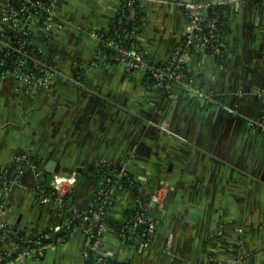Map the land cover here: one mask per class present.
<instances>
[{"label": "crops", "instance_id": "obj_1", "mask_svg": "<svg viewBox=\"0 0 264 264\" xmlns=\"http://www.w3.org/2000/svg\"><path fill=\"white\" fill-rule=\"evenodd\" d=\"M62 1L72 23L57 20L48 37L36 35L61 73L48 86L0 75V169L11 172L0 188L3 222L25 235L71 225L72 211L40 202L35 189L53 174L76 172L71 199L85 207L102 169L124 163L131 181L113 194L97 252L123 264H213L233 261L243 247L240 264H264V3H228L221 52L194 48L185 57L187 83L163 91L143 70L93 64L101 50L93 33L112 29L122 0ZM144 4L135 39L152 62H166L190 10L181 0ZM19 154L37 163L38 174L19 166ZM161 183L158 204L151 197ZM139 196L157 221L150 246L119 229ZM80 226L43 257L7 264H90L96 251Z\"/></svg>", "mask_w": 264, "mask_h": 264}, {"label": "built area", "instance_id": "obj_2", "mask_svg": "<svg viewBox=\"0 0 264 264\" xmlns=\"http://www.w3.org/2000/svg\"><path fill=\"white\" fill-rule=\"evenodd\" d=\"M136 1L126 0L127 21L133 20L136 16L133 6ZM233 1L239 0H181V3L190 10L188 29L175 46L170 59L162 63L152 62L133 35H122L118 28L111 30L113 38H105L102 32H94L93 35L101 42V50L93 64L109 62L120 64L128 71L143 70L149 85L163 91L175 85L186 84L185 57L194 48L214 53H220L222 49L217 41L219 12L213 10L209 14V9ZM258 1L264 3V0ZM62 2V0H0V75L48 86L51 79L61 73L56 58L37 41L36 35L42 33L44 38L48 37L51 24L57 20L72 23L62 15ZM202 21H205L206 30L204 35L200 36L197 30L201 28ZM83 72L82 69L77 74L78 80L82 78ZM17 161L21 168L30 167L38 174L37 163L28 154H19ZM10 180V170L1 168L0 188L7 187ZM77 181L76 172L53 174L50 184L38 186L35 194L44 204L71 210L75 215L74 220L77 218L80 220L79 224H58L51 230L25 235L18 228L3 222L4 210L0 206V264H7L20 257H43L48 250L62 242L69 232L79 229L82 222L86 223L87 246L96 251L93 259L90 258V264H123L97 251L100 250L103 234L109 227L106 212L113 194L117 187L131 181L126 165L124 163L114 165L108 172L103 173L102 183L95 191L93 202L85 207H75L71 199V192ZM166 187V184L161 183L151 197L152 201L160 204L162 202L160 190ZM93 224L96 233L91 230ZM156 227L157 221L148 211V201L139 196L133 216L119 229L131 243L150 246ZM245 256L246 249L241 247L233 261L213 264H240Z\"/></svg>", "mask_w": 264, "mask_h": 264}, {"label": "trees", "instance_id": "obj_3", "mask_svg": "<svg viewBox=\"0 0 264 264\" xmlns=\"http://www.w3.org/2000/svg\"><path fill=\"white\" fill-rule=\"evenodd\" d=\"M133 6H134L135 11H136V16H135V18L133 20L127 21V18H126V15H127L126 0H122L121 11L118 14V17H117L116 22L113 25L112 29L113 28H118L119 31H120V33H122V35H133V37L135 38L134 32L142 24V21H143L145 4H144V1L143 0H137L134 3ZM227 6L228 5L214 6V7H212V8L209 9V14H211V12H213V10L219 12V30H218V38H217V41L218 42H220L219 41V33H220L221 23L223 21V16H224V13H225V10H226V7ZM201 24H202L201 25V28L198 29L197 31H198V33H199L200 36H203L204 33H205V30H206V28H205V21H202ZM111 30L108 31V32H105V31L103 32L102 31V33H103V35H104L105 38H113V34H112V31ZM116 40H118V39H116ZM111 168H112V166L111 167H105V168L102 169V172L101 173L102 174L103 173H106ZM108 222H109V225H111V222L109 220H108ZM79 223H80V220L77 218V219H75L72 222L71 225H75V224H79ZM91 230H92V232L96 233V227H95L94 224L92 225ZM91 259H93V257H91Z\"/></svg>", "mask_w": 264, "mask_h": 264}, {"label": "water", "instance_id": "obj_4", "mask_svg": "<svg viewBox=\"0 0 264 264\" xmlns=\"http://www.w3.org/2000/svg\"><path fill=\"white\" fill-rule=\"evenodd\" d=\"M49 168H52V166L49 167ZM46 173H47V174H51V169H50V170H47ZM156 205H157V204H156Z\"/></svg>", "mask_w": 264, "mask_h": 264}]
</instances>
